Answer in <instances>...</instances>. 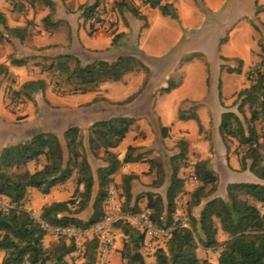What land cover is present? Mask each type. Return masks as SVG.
<instances>
[{"label":"trees","instance_id":"obj_1","mask_svg":"<svg viewBox=\"0 0 264 264\" xmlns=\"http://www.w3.org/2000/svg\"><path fill=\"white\" fill-rule=\"evenodd\" d=\"M50 6L52 13L55 3L52 0H42ZM202 6L208 12L210 10ZM100 0L81 6V15L89 20ZM15 9L22 11V0H12ZM141 5L159 9L164 15L179 19L177 8L173 3L163 0H142L137 4L134 0H115L116 16L130 11L140 19H146L141 11ZM264 12V4L259 0L254 2V18L252 26L262 36V30L257 20ZM52 13L43 20L47 23ZM92 26L94 22H91ZM0 24H3L11 33L24 40V28L7 26V19L0 11ZM147 24V23H145ZM55 26L58 22L54 23ZM120 36L113 38V45H117ZM228 40V33L220 39V44ZM261 48L260 60L247 73L250 84L242 88L236 96L234 104L237 110L225 105L219 83V98L225 108L221 114L219 134L230 148L229 141L236 140L239 148H243L240 156L242 170H249L263 182L233 181L226 186V197L216 194L220 182V175L211 168L209 159H200L196 163V174L199 186L192 192L189 203L191 219L190 228L176 229L164 246L154 252L153 264H264V42L259 39ZM197 53H191V59ZM34 58V57H32ZM49 62L37 63L41 71L46 72L49 78L31 79L24 83L23 93H44L51 84L54 92L61 95L87 93L97 90L101 84L109 81H119L132 71L144 70L147 76L151 69L136 55L122 54L114 60L95 58L84 61L72 52H65L53 57H43ZM223 61L236 60L237 66L221 64L229 73H241L244 60L240 57H226ZM27 58H11L14 65H25ZM7 74L8 69L0 65V74ZM149 78L147 77L144 86ZM169 85L161 89L171 91L177 83L169 80ZM21 91H13V96L19 97ZM136 97L133 95L123 102H130ZM245 107L249 114H246ZM180 119H196L202 129V124L196 112L181 111ZM136 118L131 116H115L108 119L95 120L88 128V133L76 125L69 126L60 136L54 131L37 130L29 138L6 144L0 150V196L8 198L14 206L0 207V250L4 251L2 264H76L75 245L72 241L60 238L50 244L45 243L47 236L40 225L26 209L22 201L30 189L36 188L44 194L53 187L64 184L75 177V188L72 196L67 200L45 204L42 216L51 222L87 227L96 223L105 216V205L108 195V186L114 181V174L123 163L138 160L132 157L134 147H130L123 160L114 150L126 138ZM163 137L169 135V128L161 126ZM179 152L171 157L172 175L166 197L154 192H145L136 197L135 204L131 205V182L135 175H125L121 184L123 207L128 211H139L142 208L138 201L147 198V210L151 218L158 225H168L172 220L175 208V199L183 188V179L180 170L187 158L189 143L186 139L177 141ZM89 153L103 159L107 165L97 169L99 189L94 195L95 175L89 160ZM150 163L157 169L159 186L164 181L165 171L162 161L150 159ZM204 202L199 216L194 215L193 209ZM90 208L92 211L87 217L82 213ZM123 232L122 256L126 264H149L143 253L146 235L139 228L128 222L117 225ZM224 233L227 238L221 240L219 235ZM97 240H90L82 255V264H95ZM200 248L220 250L217 263L207 257H201Z\"/></svg>","mask_w":264,"mask_h":264},{"label":"crops","instance_id":"obj_2","mask_svg":"<svg viewBox=\"0 0 264 264\" xmlns=\"http://www.w3.org/2000/svg\"><path fill=\"white\" fill-rule=\"evenodd\" d=\"M22 1L25 7L22 11H19L15 9L12 0H0V11L6 16L7 26L26 30V36L22 40L18 35L11 33L3 24H0V65H4L8 69V73L3 74V76L7 75V77L3 78L0 88V128L7 130L8 123L16 118L15 113L8 107L7 88L18 90L19 84H24L28 80L46 79L45 75L42 74L41 68L38 69L32 65V58L25 65H14L11 63L13 56L16 58H27L40 54L43 58L45 56L53 57L61 53L72 52L80 56L84 61H90L95 58L114 60L124 54L125 47L120 42L117 45H113V38L117 34H126L128 41L132 40V37H137L139 51L145 52L146 57H149L147 59H161L176 51H180L177 55L185 57L186 54L192 53V47L189 44L192 42L193 34H195L193 32L199 30L197 32V38H201L199 45L205 44L207 41L210 44V41L214 40V38L218 40L216 41V60L214 51L209 45V50L199 46L194 49L204 51L205 57L196 55L191 59L186 58L182 63L180 61L175 62V60L170 61L169 59L168 61H158L155 66L151 65L153 76L148 85L149 89H141L142 83L140 88L132 91L131 94L116 96L108 92L104 85L107 82H104L97 90L87 93L54 94L57 100L56 104L60 108L56 113L57 126L46 131H54L62 136L66 128L76 125L87 134L89 126L95 120L108 119L115 116L135 117V124L130 128L122 143L114 150L118 153L119 158L123 160L129 148L134 147L131 156L140 157L138 160L123 163L114 174V182L121 191L120 186L123 177L130 174L135 175L131 182V205L135 204L138 195L149 191L158 193L164 198L166 197L173 171L171 157L179 152L178 140L186 139L188 141L187 156L195 152L198 160L212 158L213 155L210 151L211 142L206 139V136L201 135L202 129L199 126V122L193 118L180 119L179 114L181 111L187 113L196 112L204 129L209 128L214 119L217 125V133H219L221 114L224 111L219 98V83L221 81L223 101H227L225 104H229L228 100L224 99V93L226 94L230 81H236L238 75L221 70V64L224 61L220 55L230 58H242L244 60L243 71L246 67L255 65L260 60L261 48L259 47V39H254L259 33L252 25L248 23L239 24L232 30L227 42L220 46L221 36L217 34L216 28L208 25L210 19L207 13L198 6L195 0H163L174 4L177 8L179 19L164 15L157 8L141 5V11L147 20L140 19L130 11H126L123 15L117 17V22L112 26L95 23L92 26L90 19L86 20L81 15L82 5L98 0H52L55 3V11L53 13L50 6L42 0ZM134 1L139 5L142 2V0ZM204 1L206 7L212 13L221 10L229 2V0ZM253 1L255 2V0ZM259 2L264 4L262 0H259ZM234 3H238V0L231 1V13L229 15H232L234 11ZM51 13V19L45 23L43 19ZM259 17L264 22V12L260 13ZM157 20H159V25L162 29V45L147 46L145 40L149 36L147 33L152 30ZM223 21L226 22L227 20ZM56 22H58L57 26L54 25ZM205 26L207 29L203 30ZM187 47L189 49L188 52ZM210 56H212L214 65L209 60ZM176 71L180 73L181 79L176 81L177 85L171 91L162 92L161 89L166 85V81L176 76ZM35 72L40 74L37 76ZM143 79L141 78L139 83ZM8 80L11 81L9 82ZM154 81H159V84L151 89L150 87H152ZM212 85H216V91H211ZM133 95H136L133 100L123 102ZM49 99H51L50 96ZM164 101L166 102L164 103ZM153 107L158 113L157 124H154V126L152 123H155V121L150 119L154 115L151 112ZM167 117L170 118L169 121ZM161 126L169 128L167 137L162 136ZM3 132L5 133V131ZM5 145H1L0 150ZM236 157L237 155L234 158ZM150 159L162 161L165 176L163 183L159 186L154 184L158 173L157 169L151 165ZM89 160L96 179L94 186V195H96L99 189L97 169L106 166L107 163L91 153H89ZM235 160L233 166L234 168H239L238 158ZM184 170L185 167L182 166L180 170L181 177H183ZM253 181L263 182L258 177H254ZM74 188L75 177L64 184L53 187L47 194L32 188L27 193L22 204L28 210L35 209L42 212L45 204L69 199L74 192ZM206 200H203L201 205L193 209L194 215L199 216V212ZM138 205L142 209H147V198H141L138 201ZM91 211L88 208L82 213V216L87 217ZM123 236L122 230L118 228L117 242L110 264H126L121 252L123 249ZM57 240L58 238L47 235L45 243L48 245ZM157 248L154 241L146 236L143 253L149 264H153L155 260L154 252ZM75 256L77 257L76 264H82L84 258L76 254Z\"/></svg>","mask_w":264,"mask_h":264},{"label":"rangeland","instance_id":"obj_3","mask_svg":"<svg viewBox=\"0 0 264 264\" xmlns=\"http://www.w3.org/2000/svg\"><path fill=\"white\" fill-rule=\"evenodd\" d=\"M29 1V0H28ZM231 1L229 0L228 3L225 4V6L217 11V12H208L205 8L202 6V1L199 2L198 0H195V2L198 4V6L205 11L210 19V23L208 25L213 26L216 28V32L219 36L224 37L226 33H228V39L229 36L234 28H236L239 24L241 23H248L251 24V20L254 18V1L253 0H238V3H234V11L232 15H229L231 13ZM264 1V0H262ZM204 5L205 1H204ZM227 20L224 22L223 20ZM258 25L260 26L262 30V36L260 33L258 36L254 37V39H261L264 42V22L261 20L256 21ZM159 20H157L156 23H154V26L150 32L147 34L146 40V45L148 46H159L162 45V40L161 33L162 29L161 26L159 25ZM112 26V25H111ZM210 27V26H209ZM207 29L203 27V30ZM199 31V30H198ZM197 31V32H198ZM197 32H193V38H191L192 42L189 44V46L192 47V53H197L198 56L205 57L204 51L197 50L194 48H197L199 46H203L204 49L209 50L208 45L214 51V56L215 52L217 51V42L218 41L216 38L214 40L209 42H205V44L199 45V41L201 38H197ZM220 38V39H221ZM120 44L122 43L123 46L125 47L124 49V54H134L137 57H139L149 68L151 65L155 66L158 61H168L175 60V62L180 61L182 63L183 60H185L190 54H183L184 56L177 55L180 53L179 52H172L171 54L162 57L161 59H147L149 57H146L145 52L139 51V43L137 41V37H132V40L128 41V38L126 34H122L119 39ZM227 42V41H226ZM220 44V43H219ZM187 46V45H185ZM212 46V47H211ZM221 46V44H220ZM260 47V46H259ZM188 47H187V52H188ZM194 50V51H193ZM183 52V50H182ZM42 55L37 54L33 55L30 58H32L31 63L33 66L37 67L38 69L40 68L39 64L37 63H43V62H49L46 59H43L41 57ZM221 57V55H220ZM210 62L212 65L213 59L212 56L209 57ZM216 60V56H215ZM227 65L233 64L234 66L238 65V62L236 60H232L230 62L224 61ZM244 66V65H243ZM254 66V65H253ZM253 66H248L244 69H242L241 73H236L238 74L236 77V81L232 80L230 81V84H228L227 89H226V94L224 93V99L228 100L229 104H225L227 106H231L232 109L237 110V105L234 104V101L236 99L237 93L244 87L248 86L250 84V81L247 79V73L252 68ZM151 69V74L147 76V72L144 70H136L128 73L123 80L121 81H116V82H107L104 84L108 90V92L111 94H115L116 96H125V94H128L134 90H138V88L143 87L144 83L147 79L149 78V81L147 82L146 86L144 87L145 89H149V83L151 82V78L153 76V69ZM224 71L228 72L227 69L225 68ZM35 74L38 76L40 73L35 72ZM42 74L45 75L46 80L49 81L48 75L46 72H42ZM176 76L173 78H170L169 80H172L174 82L178 81L181 79V75L178 71H176ZM7 77V75L3 76V73L0 74V88L2 86L3 78ZM145 77V79H143ZM141 78L143 81H141ZM169 80L166 81V85L168 86ZM9 82L11 80H8ZM127 81V82H126ZM159 81H154L152 83L151 89H153L155 86H158ZM23 85L24 84H19L18 90L14 88H7V103L8 107L15 113L16 118L15 120L11 121L7 125V130H4V128H0V146L4 144H8L10 142L14 141H19L22 139L29 138L33 135V133L37 130H51L55 126H57V119H56V113L58 111L59 106L56 104L57 100L55 95H58L56 92H54L53 87L51 84H49L48 88L44 93L37 92L31 93V96H27L25 93H23ZM164 86V87H165ZM12 87V86H9ZM223 88V87H222ZM143 89V88H141ZM21 91V95L18 97L20 99V104L17 106L11 105V98H10V92L12 91ZM159 91V89H157ZM216 85H212L211 91H216ZM157 91V93H158ZM164 92V91H163ZM212 93V92H211ZM231 95V97H230ZM49 96L51 99H49ZM166 101H164L165 103ZM224 103H227V101H224ZM154 106V105H153ZM224 108V107H223ZM225 109V108H224ZM245 111L247 115L249 114V110L247 107H245ZM154 113L153 117H150V119L154 120L155 123H152L153 126L154 124H157V116L158 113L156 109L153 107L152 111ZM166 113V112H165ZM167 120L169 121L170 118L167 117ZM5 131V133L3 132ZM201 135L204 137L206 136V139L211 142V147L210 151L212 153V158L209 159V164L211 168H213L219 175H220V182L218 189L216 191V194L223 195L226 197V186L228 183L233 182V181H253L254 177H257L255 174L250 172L249 170H242L241 169V164H240V156L243 152V148L238 147V143L236 140H230V148L227 149L226 145L222 141L219 133H217V125L213 119L211 122V125L209 128L204 129L202 127L201 130ZM191 155H195V152H192ZM237 155L236 158L239 160V168H234L233 164L235 163V156ZM234 158V160H233ZM186 162L184 161L182 166L185 167ZM256 179V178H255ZM219 238L221 240H224L227 238V235L224 233H221L219 235ZM220 250H213V249H203L200 248L198 250V253L200 252L201 257H207L209 258L213 263H217L218 260V254ZM4 255V251L0 250V264L2 261V257Z\"/></svg>","mask_w":264,"mask_h":264},{"label":"built area","instance_id":"obj_4","mask_svg":"<svg viewBox=\"0 0 264 264\" xmlns=\"http://www.w3.org/2000/svg\"><path fill=\"white\" fill-rule=\"evenodd\" d=\"M114 1L100 0L90 21L107 26L115 24L117 16L114 10ZM9 94L11 105H19L20 99L13 96L12 91ZM185 162V170L182 177L184 185L176 196L172 220L168 225L163 226L155 223L147 209L139 211L126 210L123 207L121 190L114 181L108 186L105 216L87 227L54 223L44 218L42 213L35 209L29 211L47 235L72 241L75 245V254L78 256L84 254L86 245L90 240L96 239L95 264H110L117 242V225L121 222H128L139 228L147 237L154 241L157 247L164 246L176 229L191 227L189 203L192 192L200 184L195 168L198 159L195 155H189ZM11 206H14V203L6 197L0 196L1 208L7 209Z\"/></svg>","mask_w":264,"mask_h":264}]
</instances>
